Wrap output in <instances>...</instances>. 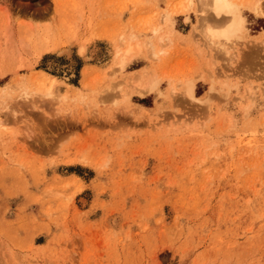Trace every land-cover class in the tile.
<instances>
[{"label": "rangeland", "instance_id": "obj_1", "mask_svg": "<svg viewBox=\"0 0 264 264\" xmlns=\"http://www.w3.org/2000/svg\"><path fill=\"white\" fill-rule=\"evenodd\" d=\"M235 1L210 44L200 0H0V264H264V0Z\"/></svg>", "mask_w": 264, "mask_h": 264}, {"label": "bare ground", "instance_id": "obj_2", "mask_svg": "<svg viewBox=\"0 0 264 264\" xmlns=\"http://www.w3.org/2000/svg\"><path fill=\"white\" fill-rule=\"evenodd\" d=\"M200 1L201 2H209L211 10L220 19V21L222 20L224 22L225 19H228V18L230 19V23L224 28L220 29L217 27L214 28L212 26L206 28L205 36L208 39L210 44L211 43L212 44L220 43L221 40H225V41L230 42L234 37L238 38V36L240 34H242V32L245 30V19L242 16L241 11L239 10V8H240L238 6L239 4L236 3L235 0H200ZM260 6H261V2L257 1L256 4L254 5V7L252 6L253 7L252 10L254 11V13L257 16L264 17V11L261 9ZM224 15H230V17H227V16L224 17ZM165 18H164V20H165ZM225 41H222L223 44L221 46H225V44H227V43H225ZM227 47H230V46H227ZM227 47H225L224 49L228 50ZM125 49H126L125 54H128L131 51V48L126 47ZM83 51H84V48L81 47V53ZM162 52H163V50H162ZM122 58L123 59H121L120 67L124 68L126 66V64L129 63V59L127 61L126 60L127 58H124V56ZM50 89H52V88H50ZM188 89H189L188 91L190 92V95H193L192 94L193 93V86L191 85L190 88H188ZM52 91H53V89L51 91H49V94H53L54 91L53 92Z\"/></svg>", "mask_w": 264, "mask_h": 264}]
</instances>
